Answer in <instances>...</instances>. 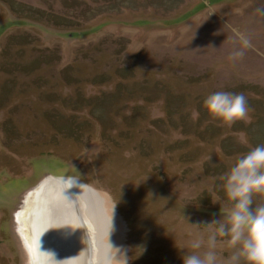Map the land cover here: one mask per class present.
<instances>
[{
	"label": "rangeland",
	"instance_id": "rangeland-1",
	"mask_svg": "<svg viewBox=\"0 0 264 264\" xmlns=\"http://www.w3.org/2000/svg\"><path fill=\"white\" fill-rule=\"evenodd\" d=\"M216 91L246 117L211 118ZM258 144L264 0H0V264H28L14 216L45 178L74 197L89 264H181Z\"/></svg>",
	"mask_w": 264,
	"mask_h": 264
},
{
	"label": "clouds",
	"instance_id": "clouds-1",
	"mask_svg": "<svg viewBox=\"0 0 264 264\" xmlns=\"http://www.w3.org/2000/svg\"><path fill=\"white\" fill-rule=\"evenodd\" d=\"M242 44L247 46V39H242ZM202 104L211 118L223 124L245 118L247 113L243 94L216 91ZM74 182L68 178L69 188ZM222 189L227 212L205 224L211 227L190 242L191 251H184L181 264H264V144L235 159L223 175ZM114 249L113 258L127 264V250ZM224 250L226 256L221 254Z\"/></svg>",
	"mask_w": 264,
	"mask_h": 264
},
{
	"label": "bare ground",
	"instance_id": "bare-ground-1",
	"mask_svg": "<svg viewBox=\"0 0 264 264\" xmlns=\"http://www.w3.org/2000/svg\"><path fill=\"white\" fill-rule=\"evenodd\" d=\"M37 184L14 216L28 264H89L88 234L71 192L55 178Z\"/></svg>",
	"mask_w": 264,
	"mask_h": 264
},
{
	"label": "water",
	"instance_id": "water-1",
	"mask_svg": "<svg viewBox=\"0 0 264 264\" xmlns=\"http://www.w3.org/2000/svg\"><path fill=\"white\" fill-rule=\"evenodd\" d=\"M59 186H61V185H59ZM62 186H63V185H62ZM61 190H62V193H63V192H64V186H63V188H62ZM65 192H66V191H65ZM67 193H68V192H67ZM86 239H87V245H88V244H89V238H86ZM87 253H88V252H87ZM88 254H89V253H88ZM88 254H87V256H89Z\"/></svg>",
	"mask_w": 264,
	"mask_h": 264
},
{
	"label": "crops",
	"instance_id": "crops-1",
	"mask_svg": "<svg viewBox=\"0 0 264 264\" xmlns=\"http://www.w3.org/2000/svg\"><path fill=\"white\" fill-rule=\"evenodd\" d=\"M86 229V228H85ZM87 231V230H86ZM87 234H88V232H87ZM88 238H89V235H88ZM101 261H102V264L104 263V261H103V258H102V256H101Z\"/></svg>",
	"mask_w": 264,
	"mask_h": 264
}]
</instances>
